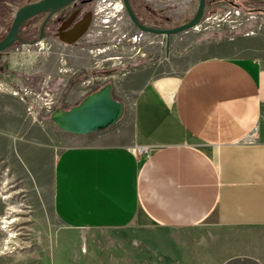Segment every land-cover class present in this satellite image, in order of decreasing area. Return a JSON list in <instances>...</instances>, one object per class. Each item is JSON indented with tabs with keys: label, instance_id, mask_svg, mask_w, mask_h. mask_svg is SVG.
<instances>
[{
	"label": "crops",
	"instance_id": "obj_1",
	"mask_svg": "<svg viewBox=\"0 0 264 264\" xmlns=\"http://www.w3.org/2000/svg\"><path fill=\"white\" fill-rule=\"evenodd\" d=\"M248 44L181 72L143 63L65 88L53 109L109 83L122 112L87 133L54 124L65 145L51 205L74 233L59 234L52 264H264V27Z\"/></svg>",
	"mask_w": 264,
	"mask_h": 264
},
{
	"label": "rangeland",
	"instance_id": "obj_2",
	"mask_svg": "<svg viewBox=\"0 0 264 264\" xmlns=\"http://www.w3.org/2000/svg\"><path fill=\"white\" fill-rule=\"evenodd\" d=\"M27 1L0 0V38ZM130 3L143 24L170 28L190 19L198 0ZM92 8L97 14L89 31L74 44L52 37L27 43L25 22L19 28L22 40L0 51V106L11 108L0 109V264H52L55 249L60 257L68 245L57 240L59 234L74 233L51 205L50 169L65 145L52 113L55 104H63L65 88L101 85L109 74L143 63L181 72L201 57L246 55L248 41L264 27L262 0H206L198 24L168 35L141 31L121 0H97ZM114 42L116 47L104 49ZM45 101L51 109H39ZM30 104L33 109H27ZM19 145L29 149L32 161H26Z\"/></svg>",
	"mask_w": 264,
	"mask_h": 264
},
{
	"label": "water",
	"instance_id": "obj_3",
	"mask_svg": "<svg viewBox=\"0 0 264 264\" xmlns=\"http://www.w3.org/2000/svg\"><path fill=\"white\" fill-rule=\"evenodd\" d=\"M74 0H36L19 6L13 15L10 26L5 35L0 39V51L11 46L15 40L21 24L40 12L52 14L71 3ZM206 0H198L197 8L193 16L186 22L170 28L153 27L143 24L136 16L131 6L130 0H121L122 5L131 20L141 31L154 34L168 35L184 31L194 27L200 21ZM45 22V21H44ZM41 26L40 36H42ZM87 23L79 24L73 29L68 43L74 42L85 31ZM122 112V104L115 100L111 94V85L104 84L98 90L85 96L78 104L63 110L56 109L52 113L54 124L66 131L72 133H87L93 130L114 123Z\"/></svg>",
	"mask_w": 264,
	"mask_h": 264
},
{
	"label": "flooded vegetation",
	"instance_id": "obj_4",
	"mask_svg": "<svg viewBox=\"0 0 264 264\" xmlns=\"http://www.w3.org/2000/svg\"><path fill=\"white\" fill-rule=\"evenodd\" d=\"M32 1L36 0H28L26 3ZM96 1L97 0H74L52 14H49L48 12H40L32 16L31 18H28L23 22H28L26 27L27 30L24 33L26 40L24 39V41L30 44H34L37 43V40L39 39L52 37L53 39H57L59 43L62 44L71 45L76 43L89 31L94 15L97 14V12L94 11L92 8ZM38 19H40L39 22ZM37 22L38 27H36ZM43 22L44 25L42 28V36L39 37ZM82 23H87L85 31L74 42L68 43L66 39H70L73 34V29ZM19 32L20 31H18L16 36L17 41L22 40L21 36L19 35ZM116 44H118V42L108 44V47L106 46L104 49L116 47ZM109 71L110 70H107V72Z\"/></svg>",
	"mask_w": 264,
	"mask_h": 264
},
{
	"label": "built area",
	"instance_id": "obj_5",
	"mask_svg": "<svg viewBox=\"0 0 264 264\" xmlns=\"http://www.w3.org/2000/svg\"><path fill=\"white\" fill-rule=\"evenodd\" d=\"M262 1H264V0H262ZM27 109H33V105L32 104L28 105ZM39 109H50V105H49V103L47 101H45V102H43L42 105H40ZM142 150H143V147H139L138 148V151H142Z\"/></svg>",
	"mask_w": 264,
	"mask_h": 264
}]
</instances>
